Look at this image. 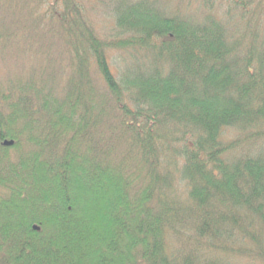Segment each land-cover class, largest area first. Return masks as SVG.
Instances as JSON below:
<instances>
[{"label":"trees","instance_id":"obj_1","mask_svg":"<svg viewBox=\"0 0 264 264\" xmlns=\"http://www.w3.org/2000/svg\"><path fill=\"white\" fill-rule=\"evenodd\" d=\"M0 63V264H264V0H0Z\"/></svg>","mask_w":264,"mask_h":264},{"label":"rangeland","instance_id":"obj_2","mask_svg":"<svg viewBox=\"0 0 264 264\" xmlns=\"http://www.w3.org/2000/svg\"><path fill=\"white\" fill-rule=\"evenodd\" d=\"M180 7V6H179ZM197 8L198 7H196V5L195 4H193L192 6L191 5H189L188 6V8L186 9V6L185 7H183V8H181L180 9V11L181 12H185V13H187L188 15L189 14H192L193 16H195V15H197L198 14V10H197ZM211 11V10H210ZM114 56H116V55H114ZM116 58V57H115ZM112 59H114V58H112ZM23 62H25L26 64H28L27 63V61L26 60H23ZM15 64H17V65H21V66H23V64L22 63H10L9 65H15ZM0 65H3V64H1L0 63ZM16 65V68H20V66H17ZM9 69H11V68H13V66H7ZM27 67V66H26ZM234 138V134L232 133V132H224V135H223V137H222V140H223V142H229L231 139H233ZM174 184H173V191L174 192H176L177 194H179V195H183V194H181L183 191H184V189H185V187H186V184L185 183H179V180H176L175 182H173ZM241 264H243V263H241Z\"/></svg>","mask_w":264,"mask_h":264},{"label":"water","instance_id":"obj_3","mask_svg":"<svg viewBox=\"0 0 264 264\" xmlns=\"http://www.w3.org/2000/svg\"><path fill=\"white\" fill-rule=\"evenodd\" d=\"M11 145H12V142H5V143H4V146H5V147H9V146H11Z\"/></svg>","mask_w":264,"mask_h":264}]
</instances>
